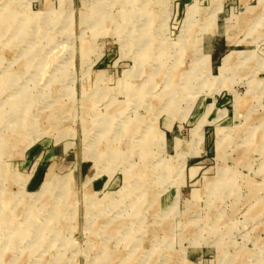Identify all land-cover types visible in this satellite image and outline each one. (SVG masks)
<instances>
[{
    "label": "rangeland",
    "instance_id": "obj_1",
    "mask_svg": "<svg viewBox=\"0 0 264 264\" xmlns=\"http://www.w3.org/2000/svg\"><path fill=\"white\" fill-rule=\"evenodd\" d=\"M11 263L264 264V0H0Z\"/></svg>",
    "mask_w": 264,
    "mask_h": 264
},
{
    "label": "bare ground",
    "instance_id": "obj_2",
    "mask_svg": "<svg viewBox=\"0 0 264 264\" xmlns=\"http://www.w3.org/2000/svg\"><path fill=\"white\" fill-rule=\"evenodd\" d=\"M185 76V75H184ZM190 76V75H189ZM189 76H187L188 78H189ZM186 78V77H185ZM186 81V80H185ZM184 84H186V83H184ZM118 111V110H117ZM112 116H113V114L111 113V116L109 115L107 118H105V120L107 121L106 122V124H105V127L106 128H110V127H112V122H111V118H112ZM38 124V123H37ZM21 126V131H23L24 133H26L25 131L28 129V127L29 126H31L30 125V123H25V121H24V123L23 124H21L20 125ZM23 129V130H22ZM36 129V128H35ZM200 129H201V124H199L198 126H197V128L196 129H194V131H193V133H196V132H198V131H200ZM31 130V129H30ZM22 132V133H23ZM20 133V132H19ZM21 134V133H20ZM198 135V134H197ZM55 174L50 170L48 173H47V175H46V178H45V182H44V184H43V191H52L53 190V185H54V183H55ZM58 180V179H57ZM62 182V181H61ZM12 264V263H11Z\"/></svg>",
    "mask_w": 264,
    "mask_h": 264
}]
</instances>
